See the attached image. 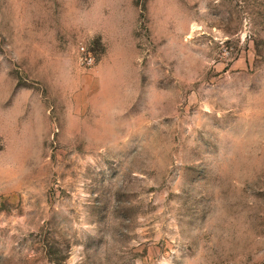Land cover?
Masks as SVG:
<instances>
[{
	"label": "rangeland",
	"instance_id": "obj_1",
	"mask_svg": "<svg viewBox=\"0 0 264 264\" xmlns=\"http://www.w3.org/2000/svg\"><path fill=\"white\" fill-rule=\"evenodd\" d=\"M0 264H264V0H0Z\"/></svg>",
	"mask_w": 264,
	"mask_h": 264
},
{
	"label": "built area",
	"instance_id": "obj_2",
	"mask_svg": "<svg viewBox=\"0 0 264 264\" xmlns=\"http://www.w3.org/2000/svg\"><path fill=\"white\" fill-rule=\"evenodd\" d=\"M82 51H83V55H84L83 59H84L86 62L91 63V62H92L91 57H90L89 55H86L83 49H82Z\"/></svg>",
	"mask_w": 264,
	"mask_h": 264
}]
</instances>
